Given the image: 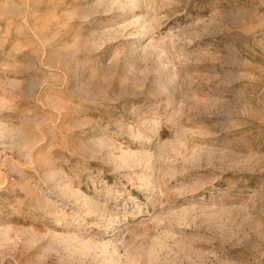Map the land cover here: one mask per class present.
Instances as JSON below:
<instances>
[{"label": "rangeland", "instance_id": "obj_1", "mask_svg": "<svg viewBox=\"0 0 264 264\" xmlns=\"http://www.w3.org/2000/svg\"><path fill=\"white\" fill-rule=\"evenodd\" d=\"M0 264H264V0H0Z\"/></svg>", "mask_w": 264, "mask_h": 264}]
</instances>
